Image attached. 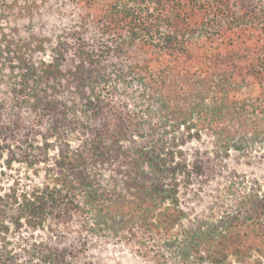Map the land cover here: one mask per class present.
<instances>
[{"label":"trees","instance_id":"obj_1","mask_svg":"<svg viewBox=\"0 0 264 264\" xmlns=\"http://www.w3.org/2000/svg\"><path fill=\"white\" fill-rule=\"evenodd\" d=\"M0 264H264V0H0Z\"/></svg>","mask_w":264,"mask_h":264},{"label":"rangeland","instance_id":"obj_2","mask_svg":"<svg viewBox=\"0 0 264 264\" xmlns=\"http://www.w3.org/2000/svg\"><path fill=\"white\" fill-rule=\"evenodd\" d=\"M211 187H206L205 192H201L198 196L192 195L191 193L184 195V204L188 209L195 208V210H200L204 208L205 204L209 201L208 192Z\"/></svg>","mask_w":264,"mask_h":264}]
</instances>
